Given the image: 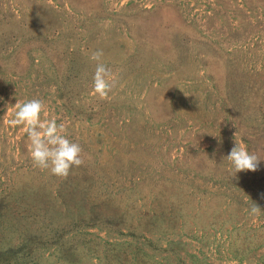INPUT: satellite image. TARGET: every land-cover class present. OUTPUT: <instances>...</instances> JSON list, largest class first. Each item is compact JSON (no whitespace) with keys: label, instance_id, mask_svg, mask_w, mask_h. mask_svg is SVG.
Segmentation results:
<instances>
[{"label":"rangeland","instance_id":"374dc122","mask_svg":"<svg viewBox=\"0 0 264 264\" xmlns=\"http://www.w3.org/2000/svg\"><path fill=\"white\" fill-rule=\"evenodd\" d=\"M33 98L82 148L66 177L5 123ZM235 142L256 171L230 177ZM252 203L264 210V0H0V264H264Z\"/></svg>","mask_w":264,"mask_h":264},{"label":"clouds","instance_id":"9594fccd","mask_svg":"<svg viewBox=\"0 0 264 264\" xmlns=\"http://www.w3.org/2000/svg\"><path fill=\"white\" fill-rule=\"evenodd\" d=\"M102 56V50H96L90 57L96 61L92 76V94L107 98L117 81L111 69L102 62ZM8 106H6L8 118L5 123L10 128L23 126V131L30 141L28 153L35 167L46 169L56 176L66 177L71 168L83 164L82 148L78 142L68 138L64 125H58L55 117L41 119V114L45 110V102L42 99L17 100L11 108ZM261 160L262 158L250 152L247 146L236 142L229 153L222 157V161L228 164L230 177H235L242 171H256ZM261 214H264V210L252 203L249 215Z\"/></svg>","mask_w":264,"mask_h":264}]
</instances>
